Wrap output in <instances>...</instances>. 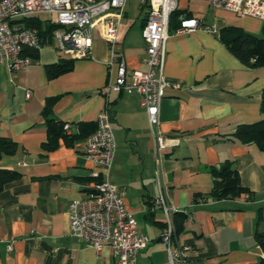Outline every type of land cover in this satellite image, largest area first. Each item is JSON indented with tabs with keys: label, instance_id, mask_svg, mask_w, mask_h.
<instances>
[{
	"label": "crops",
	"instance_id": "obj_1",
	"mask_svg": "<svg viewBox=\"0 0 264 264\" xmlns=\"http://www.w3.org/2000/svg\"><path fill=\"white\" fill-rule=\"evenodd\" d=\"M177 8L214 29L171 28L166 42L164 74L173 85L161 101L160 126L179 143L162 157L164 190L156 180L154 138L136 90L110 93L116 149L107 176L119 187L139 231L150 238L138 254V264H171L168 246L160 238L167 224L157 202L162 191L176 210L188 213L181 232L176 233L174 225L172 246L189 245L192 264H251L262 253L257 232L264 233V150L232 132L239 123L264 116V65L244 63L221 39L220 29L234 24L262 34L264 20L208 0H178ZM139 10L138 19H127L126 3L119 28L129 71L147 67L141 0ZM35 17L43 23L49 18ZM38 54L17 70L0 61V135L17 142L14 153L0 157V166L21 172L0 191V264H117L110 244L98 250L70 231L71 200L86 196L95 182L107 177L105 168L85 155L84 137L70 144L61 138L53 148L46 147L42 108L47 96L58 95L53 113L71 122V132L95 122L107 102L101 88L116 78L119 64L110 63L99 26L91 55L75 57L73 68L56 77H48L46 64L64 53L53 35ZM225 159L238 169L250 198L212 196L210 166Z\"/></svg>",
	"mask_w": 264,
	"mask_h": 264
},
{
	"label": "built area",
	"instance_id": "obj_2",
	"mask_svg": "<svg viewBox=\"0 0 264 264\" xmlns=\"http://www.w3.org/2000/svg\"><path fill=\"white\" fill-rule=\"evenodd\" d=\"M146 17L143 36L146 41L145 69L128 70L119 40V28L126 14L127 0H0V61H5L11 70L23 68L33 61V56L24 48L39 49L43 38L37 26L25 24L23 18L41 14L48 21L60 24L53 37L56 47L71 57L91 55L94 30L99 26L110 50V63L118 62L117 76L105 83L101 92L107 97L105 106L98 112L96 128L84 137L85 155L105 168L106 176L112 166L116 140L111 122L110 93L112 91L136 90L141 105L146 109L150 131L154 138L156 180L163 189L162 157L165 151L177 145L179 138L169 136L160 126V105L166 88L173 85L164 74L166 42L173 32L171 14L178 0H141ZM212 5L224 7L238 14L253 15L264 20V0H208ZM176 31H191L199 27L208 30L196 16L180 15ZM30 94V91L27 92ZM71 122H65L68 131ZM244 195L251 197V192ZM157 202L164 208L167 224L160 238L168 246L171 264H192L189 245L172 246L174 235L171 204L162 191ZM70 231L96 249L110 244L117 264H138L139 252L150 238L139 231L134 215L128 210L119 187L108 176L95 182L84 197L71 200L69 204ZM12 245L9 244L11 249Z\"/></svg>",
	"mask_w": 264,
	"mask_h": 264
},
{
	"label": "trees",
	"instance_id": "obj_3",
	"mask_svg": "<svg viewBox=\"0 0 264 264\" xmlns=\"http://www.w3.org/2000/svg\"><path fill=\"white\" fill-rule=\"evenodd\" d=\"M184 10L176 8L171 14V28L180 26V18L175 21L176 16H180ZM187 15H191L190 12ZM25 24L37 26L39 33L43 38V42L51 39L55 28L60 24L46 21L43 23L38 17L23 18ZM264 32V23H263ZM220 37L227 46L246 64L251 66L264 65V33L257 34L244 29L242 26L234 24H226L220 29ZM39 49L24 48L25 53H29L34 57H38ZM75 57L60 54L56 61L46 64L47 75L49 78L56 77L74 66ZM58 95H49L46 97L42 113L47 124L48 137L44 145L53 148L62 138L67 143H73L79 138L85 137L92 132L97 122H86L80 126L78 131L71 132L65 127V121L58 118L53 113V105L58 99ZM261 110L264 112V88L261 95ZM233 136L240 138L244 142H256L261 149L264 150V116L252 122H242L237 125ZM17 149V142L8 136L0 135V157L4 154L14 153ZM213 174L212 196L216 198L235 197L242 195L246 191H250L249 187L244 185L238 169L233 165L232 161L225 159L217 164L210 166ZM21 172L14 167L0 166V191L5 183L11 179L17 178ZM200 195L195 196L197 200ZM188 213L184 210H175L173 213L175 232L179 233L184 229V222ZM257 240L261 246L262 253L258 261L251 264H264V233L257 232Z\"/></svg>",
	"mask_w": 264,
	"mask_h": 264
},
{
	"label": "rangeland",
	"instance_id": "obj_4",
	"mask_svg": "<svg viewBox=\"0 0 264 264\" xmlns=\"http://www.w3.org/2000/svg\"><path fill=\"white\" fill-rule=\"evenodd\" d=\"M139 1L140 0H128L127 7L129 10L128 18L127 19H138L140 17V10H139Z\"/></svg>",
	"mask_w": 264,
	"mask_h": 264
}]
</instances>
